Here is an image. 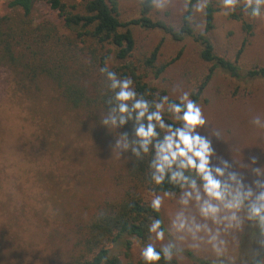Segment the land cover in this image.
Here are the masks:
<instances>
[{
	"label": "rangeland",
	"instance_id": "rangeland-1",
	"mask_svg": "<svg viewBox=\"0 0 264 264\" xmlns=\"http://www.w3.org/2000/svg\"><path fill=\"white\" fill-rule=\"evenodd\" d=\"M215 13L210 39L215 53L234 61L245 35L240 22L222 14L219 0H214ZM7 0H0V16L9 14ZM140 0H120L119 20L139 16ZM186 0H170L163 11L153 8L151 18L178 28L185 12ZM196 9V6H195ZM194 9L193 27L203 30V12ZM35 24L58 22L55 12L46 5L36 4L31 15ZM253 25V34L240 56L243 70L264 66V18L244 15ZM135 48L132 60L148 55L163 39L158 62L179 57L156 82L168 96L177 99L182 91H191L204 77L208 64L199 58V47L192 39L174 42L160 30L133 28ZM174 86H178L174 90ZM207 117V130L222 132V139L211 136L219 156L241 171L245 182L255 179L247 167L250 157H257L253 167H264V130L255 129L250 121L264 116V79L235 81L216 71L199 103ZM100 114L89 115L67 105L48 82L36 89L18 92L13 76L0 68V264H63L73 243L76 227L85 223L96 206L113 192V179L124 165V155L113 151L115 137L99 123ZM113 137V138H112ZM233 159L235 161H233ZM14 185L19 202L14 203L7 185ZM51 205L55 216L48 214ZM174 201H166L161 213L165 224L175 211ZM251 229L245 228L229 237L228 256L236 261L239 241L243 238L249 252L256 245ZM150 242V240H149ZM159 248L166 241H155ZM142 243L132 241L130 260L140 258ZM191 252L196 257L213 260L210 251ZM177 257L183 264L185 255ZM124 263L123 257H121Z\"/></svg>",
	"mask_w": 264,
	"mask_h": 264
},
{
	"label": "trees",
	"instance_id": "trees-1",
	"mask_svg": "<svg viewBox=\"0 0 264 264\" xmlns=\"http://www.w3.org/2000/svg\"><path fill=\"white\" fill-rule=\"evenodd\" d=\"M119 1L7 0L9 14L0 16V68L13 76L18 92L36 89L40 82L45 81L71 108L83 110L89 115H103L107 109V96L102 92L107 93V90L99 68L105 62L121 77H131L136 91L146 99H152L151 94L156 92L168 95L165 89L155 85V81L179 57L180 51L175 58L159 63L163 44L161 39L148 55L137 61L132 60L135 48L133 28H140L160 30L174 42L190 38L199 47V58L208 64V68L204 77L190 91L191 98L198 104L217 70L235 81L264 79V66L243 70L239 64L254 28L245 20L244 15L248 14L242 8L229 15L240 22L245 35L235 60L230 61L215 53L209 36L214 28V15L219 11L214 0H208L203 12L201 32L193 27L198 0H190L185 5L178 28L152 19L150 0H140L139 16L122 22L118 17ZM36 4L46 5L55 12L58 22L46 20L35 24L31 15ZM169 123L175 121L169 119ZM124 132L131 136L132 125L118 129V134ZM113 134L116 135V132ZM123 155V169L113 179V192L101 200L85 223L76 227L72 247L63 264H143L141 258L130 260L132 241L142 244L149 242V217L163 218V215L161 211L156 213L149 207L147 158L143 163L137 161L134 167L131 154ZM251 253L241 238L236 261H230V264H249L255 254ZM185 255L187 264H212L213 261L196 257L189 251ZM121 257L126 260L125 263ZM160 264H164V261ZM172 264L183 263L174 258Z\"/></svg>",
	"mask_w": 264,
	"mask_h": 264
},
{
	"label": "clouds",
	"instance_id": "clouds-1",
	"mask_svg": "<svg viewBox=\"0 0 264 264\" xmlns=\"http://www.w3.org/2000/svg\"><path fill=\"white\" fill-rule=\"evenodd\" d=\"M170 0H150L157 11L165 10ZM190 0H186V4ZM222 14L230 15L242 8L253 19L264 18V0H219ZM208 0H198L197 12H204ZM107 90L106 112L99 123L111 133L116 132L113 151L131 154L133 165L147 158L146 181L149 187V207L160 213L166 201H174L167 224L163 218L149 217L147 230L150 242L142 245L143 264H172L185 250L210 251L212 264H230L229 237L247 225L252 229L256 251L249 264H264V167H253L252 156L247 167L255 179L245 182L241 171L233 170L229 160L219 156L211 136L221 138L222 132L212 127L211 134L202 135L209 121L192 93L182 91L176 100L159 92L152 99L139 94L131 77H121L105 62L99 68ZM178 86H174L176 90ZM169 119L175 123H169ZM257 130H264V116L250 121ZM132 125V134L118 129ZM233 161H235L233 159ZM237 162V161H235ZM170 186L167 188L165 186ZM14 203L19 195L14 185H7ZM48 214L56 215L49 205ZM155 241H166L159 248ZM260 257V259H257Z\"/></svg>",
	"mask_w": 264,
	"mask_h": 264
},
{
	"label": "water",
	"instance_id": "water-1",
	"mask_svg": "<svg viewBox=\"0 0 264 264\" xmlns=\"http://www.w3.org/2000/svg\"><path fill=\"white\" fill-rule=\"evenodd\" d=\"M257 259H260V257H258Z\"/></svg>",
	"mask_w": 264,
	"mask_h": 264
}]
</instances>
